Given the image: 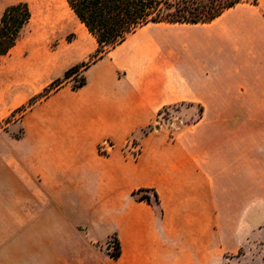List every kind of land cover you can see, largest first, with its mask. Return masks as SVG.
Segmentation results:
<instances>
[{"label": "crops", "instance_id": "crops-1", "mask_svg": "<svg viewBox=\"0 0 264 264\" xmlns=\"http://www.w3.org/2000/svg\"><path fill=\"white\" fill-rule=\"evenodd\" d=\"M236 7L186 39L144 27L84 70L82 88L65 84L26 112L22 136L0 161L5 264L234 261L255 226L245 216L225 219V208L249 211L264 190V24ZM94 50L60 63L56 77ZM179 104L195 121L156 129L159 112ZM140 189L155 191L159 207L136 201Z\"/></svg>", "mask_w": 264, "mask_h": 264}, {"label": "rangeland", "instance_id": "rangeland-1", "mask_svg": "<svg viewBox=\"0 0 264 264\" xmlns=\"http://www.w3.org/2000/svg\"><path fill=\"white\" fill-rule=\"evenodd\" d=\"M43 1L47 2L48 0ZM246 2L247 3L238 5L235 11L245 10L249 19H252L250 24L254 25L256 23L254 20L255 17H257L258 23L264 24V0H247ZM19 3H26L30 11L28 0H0V16L6 7ZM57 4L62 6L60 0H57ZM62 10L68 14V11L64 9V7H62ZM30 14V20L22 29L16 46L0 60V161L7 157L9 149L12 148L15 140L22 136V126L20 122L26 112L23 114L17 111V109L26 105L30 99L43 91L16 108H13L10 102L14 98L19 99L23 93L28 92L29 88L34 89V86H36L38 82H49L45 87L47 88L52 81L62 79L63 76L56 77L60 63L65 64L77 60L90 48L95 50L97 48L96 43L85 34L83 26L70 14L68 15L71 18L75 32L68 33L63 39L55 42H36L32 30L31 11ZM230 14L231 12H226L224 17L219 19L216 23L220 24L225 22V17ZM237 15L240 14L236 13L235 16ZM144 31H151L155 32V34L164 36L174 35L177 38L186 39L188 36L201 32L202 28L200 25L156 24L146 26ZM79 36L82 37L87 50L78 52L77 54H71L70 47L79 40ZM94 52L81 64H88ZM82 72L83 69H80L77 75L70 78L66 84L69 83L70 86L75 85V80H78V78L82 76ZM39 75L42 77L41 79H39ZM17 101L19 100H15L16 104L18 103ZM187 108V105L179 104L166 112L163 111L161 115L158 116L157 122L155 123L156 129L160 125H168L172 126L174 130L175 127L193 123L197 117L191 116V114L187 112ZM155 127L151 126L140 130L139 138L146 133L154 131ZM131 140L138 145V142L133 138H131ZM227 198L228 195L225 193V199ZM232 198L243 199L244 195L243 193H232ZM255 198L256 206L249 211L240 207L225 208V219L228 216L232 218L245 216L246 219H249L250 225L254 223L255 226L249 241L240 249L239 254L231 257L234 261L232 263L229 262V264H262V259L264 258V190H257L255 192ZM113 242L114 239L112 237L109 244L113 246ZM7 262V256H0V264H5Z\"/></svg>", "mask_w": 264, "mask_h": 264}, {"label": "trees", "instance_id": "trees-1", "mask_svg": "<svg viewBox=\"0 0 264 264\" xmlns=\"http://www.w3.org/2000/svg\"><path fill=\"white\" fill-rule=\"evenodd\" d=\"M79 23L94 39L97 48L88 64L68 69L62 79L52 81L42 93L30 99L17 109L23 114L37 102L46 99L75 77L80 69L86 70L91 64L121 45L138 30L156 24L203 25L209 24L237 5L247 0H64ZM31 17L26 3L8 6L0 16V60L17 44L20 33ZM73 90L82 88L86 81L83 76L75 80ZM183 105V104H182ZM174 107V106H173ZM166 107L159 112L167 111ZM16 112V111H15ZM12 116V115H11ZM138 202L159 207L155 191L140 189L132 194ZM113 246L109 244L110 256L117 259L120 248L116 237Z\"/></svg>", "mask_w": 264, "mask_h": 264}, {"label": "bare ground", "instance_id": "bare-ground-1", "mask_svg": "<svg viewBox=\"0 0 264 264\" xmlns=\"http://www.w3.org/2000/svg\"><path fill=\"white\" fill-rule=\"evenodd\" d=\"M28 1L32 13V30L36 42H55L63 39L68 33L75 32L68 14L74 18L76 17L64 0H60L62 6L57 4V0H48L47 2L43 0ZM62 7L68 11V14L62 10ZM84 32L92 41L94 40L85 28ZM73 48L78 52L87 50L82 37L79 36V40L73 45Z\"/></svg>", "mask_w": 264, "mask_h": 264}, {"label": "built area", "instance_id": "built-area-1", "mask_svg": "<svg viewBox=\"0 0 264 264\" xmlns=\"http://www.w3.org/2000/svg\"><path fill=\"white\" fill-rule=\"evenodd\" d=\"M99 149L102 153H106L107 150L111 149V145L108 141H104L102 143V145L99 147ZM127 149L129 150L131 155H133L134 157H136L138 152H139L138 145L136 143H134V141H132L131 139H129V141H128ZM111 250H112V248H111Z\"/></svg>", "mask_w": 264, "mask_h": 264}]
</instances>
